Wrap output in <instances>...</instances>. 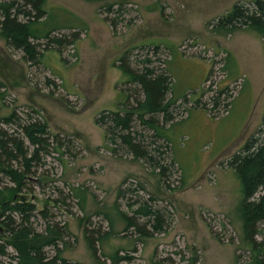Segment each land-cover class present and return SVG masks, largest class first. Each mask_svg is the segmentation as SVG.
I'll return each mask as SVG.
<instances>
[{
  "label": "rangeland",
  "instance_id": "obj_1",
  "mask_svg": "<svg viewBox=\"0 0 264 264\" xmlns=\"http://www.w3.org/2000/svg\"><path fill=\"white\" fill-rule=\"evenodd\" d=\"M254 1L45 0L41 28H59L67 41L62 53L42 47L39 64L0 32V119L16 112L46 122L51 141L27 185L14 196V183L0 180V197L34 203L31 219L40 232L45 217L63 228L54 236L61 257L53 264H253L243 182L226 162L263 125L264 38L251 25L218 23L235 4ZM125 55L134 68L147 57L160 58L153 65H168L172 93H188L192 102L203 91L208 103L220 90L229 87L222 99L234 91L229 116L222 104L216 117L202 107L183 117L189 102L178 103L182 110L167 123L174 160H164L166 173L149 157L119 149L107 125L97 122L104 112L136 105L121 67ZM137 128L159 156L149 145L153 131L140 122ZM135 201L161 209L166 230L148 237L124 228L121 212L134 214L139 203L128 202ZM46 248L50 258L57 252ZM0 259L10 262L7 255Z\"/></svg>",
  "mask_w": 264,
  "mask_h": 264
},
{
  "label": "trees",
  "instance_id": "obj_2",
  "mask_svg": "<svg viewBox=\"0 0 264 264\" xmlns=\"http://www.w3.org/2000/svg\"><path fill=\"white\" fill-rule=\"evenodd\" d=\"M45 4V0L0 2L2 36L11 47L21 50L24 58L32 64L42 63V47L47 49L48 46H54L61 52L60 49L67 41L65 31L52 27L48 31L41 28L46 24ZM112 24H117L116 18H112ZM241 24L257 28L264 37V0H255L253 5L247 7L235 4L231 11L219 18L218 23L222 27ZM72 35L76 33L69 34ZM158 60L160 58L147 57L140 62L143 66L134 68L130 64L128 55L122 58L121 67L129 77L128 83H132L129 89L132 96L137 99L136 105L124 113L104 112L97 118V122L107 125V133L119 149L134 152L141 157H149L154 165L159 164L166 173L169 168L163 162L166 158L173 159L172 143L167 135V123L174 121L176 109L182 110L178 103L184 100L189 102L187 108L184 106L185 114L190 108L202 107L214 117L220 105L225 104V108L229 107L231 100L229 102L224 100L229 97L232 99L234 91L232 90L231 94L222 99V94H225L229 87L220 90L209 103L201 98L205 91L199 98L195 100L192 98L193 102L188 93L178 97L172 93L173 79L168 71V65L165 64V67L153 65ZM0 121L4 123L0 125V180L9 179L14 183L16 187H12L11 190L15 196L27 185V175L32 174L34 168L43 162V153L49 152L50 131L46 122L32 116L28 117L27 114L22 116L12 112ZM138 122L153 131L149 145L154 146L159 156L153 155L152 150L145 143V137L142 140L139 138L144 134L137 128ZM262 124L256 130L257 133L250 135L238 152L226 162L228 167L238 172L243 182L244 233L251 245L253 264H264V118ZM116 149L115 146L114 150ZM15 198L7 200L0 197V257L9 256L8 264H53L61 257V250L55 244L54 236L60 237L63 228L56 226L45 217L48 209H44L41 214L47 220L46 229L42 232L38 231L31 219L35 204L19 196ZM149 202H128L131 206L139 203V206L134 209L132 215L121 212L126 222L124 228L138 230L140 234L148 237L166 230L165 213L161 209L154 208ZM140 216L144 218L143 222L140 221ZM258 235H261L262 239H258ZM89 240L93 245L94 241L91 238ZM9 246L14 249L13 253L8 251ZM46 246L57 249L53 257L48 256ZM110 259L115 261V256ZM64 261V264H68L66 259ZM0 264L6 262L0 259Z\"/></svg>",
  "mask_w": 264,
  "mask_h": 264
},
{
  "label": "crops",
  "instance_id": "obj_3",
  "mask_svg": "<svg viewBox=\"0 0 264 264\" xmlns=\"http://www.w3.org/2000/svg\"><path fill=\"white\" fill-rule=\"evenodd\" d=\"M259 38L263 41V39H262L261 37H259ZM263 38H264V37H263ZM227 84H231V83H229V80H227L226 85H227ZM234 96H235V94H234ZM232 99H234V97H233ZM234 100H235V99H234ZM234 100H233V102H232V100H231V103H230V105H229L228 112H227V114H225L226 116H229L230 113L232 112V109H234V107H235ZM187 115H188V113H186L184 117H186ZM249 134H250V133H249Z\"/></svg>",
  "mask_w": 264,
  "mask_h": 264
},
{
  "label": "bare ground",
  "instance_id": "obj_4",
  "mask_svg": "<svg viewBox=\"0 0 264 264\" xmlns=\"http://www.w3.org/2000/svg\"><path fill=\"white\" fill-rule=\"evenodd\" d=\"M228 58V57H227ZM223 95V94H222ZM234 95V94H233ZM216 218V217H215Z\"/></svg>",
  "mask_w": 264,
  "mask_h": 264
}]
</instances>
